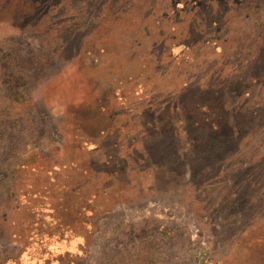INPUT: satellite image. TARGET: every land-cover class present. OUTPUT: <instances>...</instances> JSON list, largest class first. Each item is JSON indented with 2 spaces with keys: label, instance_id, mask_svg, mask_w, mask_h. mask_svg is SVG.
<instances>
[{
  "label": "rangeland",
  "instance_id": "obj_1",
  "mask_svg": "<svg viewBox=\"0 0 264 264\" xmlns=\"http://www.w3.org/2000/svg\"><path fill=\"white\" fill-rule=\"evenodd\" d=\"M0 264H264V0H0Z\"/></svg>",
  "mask_w": 264,
  "mask_h": 264
}]
</instances>
